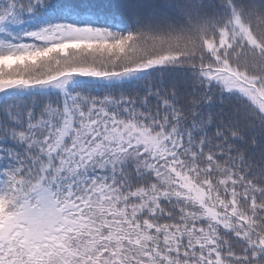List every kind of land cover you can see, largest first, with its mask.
<instances>
[{
    "label": "snow or ice",
    "instance_id": "obj_1",
    "mask_svg": "<svg viewBox=\"0 0 264 264\" xmlns=\"http://www.w3.org/2000/svg\"><path fill=\"white\" fill-rule=\"evenodd\" d=\"M0 264H264V0H0Z\"/></svg>",
    "mask_w": 264,
    "mask_h": 264
}]
</instances>
